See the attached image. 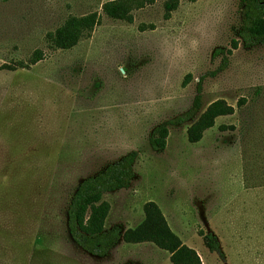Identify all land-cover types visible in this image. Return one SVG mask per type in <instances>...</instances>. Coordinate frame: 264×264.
I'll use <instances>...</instances> for the list:
<instances>
[{
    "label": "rangeland",
    "instance_id": "1",
    "mask_svg": "<svg viewBox=\"0 0 264 264\" xmlns=\"http://www.w3.org/2000/svg\"><path fill=\"white\" fill-rule=\"evenodd\" d=\"M104 1L0 0V264H170L150 242L97 257L67 233L76 184L130 150L133 179L102 195L106 228L134 227L151 200L202 264H264V44L237 39L240 0H180L166 18L154 0L130 22L105 16ZM92 11L98 23L75 45L50 44L67 16ZM216 49L230 50L221 70ZM198 81L195 116L150 149L151 129L190 106ZM217 98L233 112L189 143L185 128Z\"/></svg>",
    "mask_w": 264,
    "mask_h": 264
},
{
    "label": "trees",
    "instance_id": "2",
    "mask_svg": "<svg viewBox=\"0 0 264 264\" xmlns=\"http://www.w3.org/2000/svg\"><path fill=\"white\" fill-rule=\"evenodd\" d=\"M154 0H107L100 8L101 12L111 18L130 22L131 11L152 3ZM180 0H165L163 16L166 18L175 9ZM193 2L195 0H185ZM96 11L87 14L67 16L52 32L47 33L50 44L55 48L67 49L75 45L77 40L88 33L98 23ZM237 39L244 47L264 44V0H240L239 26L236 31ZM232 39L230 47L235 48L238 40ZM229 49H216L219 54L221 70L227 63L226 54ZM35 51L31 62L39 58ZM189 75L182 81L184 85ZM200 84L190 106L180 114L156 124L147 136V144L154 151H161L165 146L168 126L179 125L191 120L200 108ZM240 98L236 106L243 103ZM233 107L221 98L209 102L198 116L185 128L186 139L189 143L197 142L202 132L214 124L218 116L229 115ZM223 128L224 126H218ZM136 151L130 150L118 159L107 163L94 174L82 178L70 194L65 208V226L70 239L82 251L97 257L105 256L119 241L124 243L150 242L157 248L168 253L170 264H202L196 251L182 243L180 238L170 229L159 207L155 202L145 201L141 210L142 220L134 227L120 229L117 225L108 228L104 221L109 210V204L102 199L104 193L126 188L134 177L133 163ZM202 241L209 251L218 252V244L213 234L203 233Z\"/></svg>",
    "mask_w": 264,
    "mask_h": 264
}]
</instances>
